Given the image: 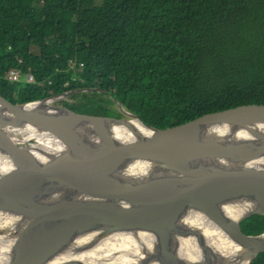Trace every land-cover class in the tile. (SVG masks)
I'll return each mask as SVG.
<instances>
[{"label":"water","instance_id":"water-1","mask_svg":"<svg viewBox=\"0 0 264 264\" xmlns=\"http://www.w3.org/2000/svg\"><path fill=\"white\" fill-rule=\"evenodd\" d=\"M75 91L27 102L0 93V240L19 247L0 264H251L264 253V232L241 228L264 214V104L159 128L118 100L126 117L51 103ZM12 130L33 138L21 143ZM230 210L239 216L219 221L246 255L219 254L201 238L193 249L183 239L195 236L186 226L192 216ZM129 237L152 246L118 263L79 256Z\"/></svg>","mask_w":264,"mask_h":264},{"label":"trees","instance_id":"trees-1","mask_svg":"<svg viewBox=\"0 0 264 264\" xmlns=\"http://www.w3.org/2000/svg\"><path fill=\"white\" fill-rule=\"evenodd\" d=\"M16 67L35 82L9 80ZM75 89V111L119 117L118 100L159 128L264 104V0H0V93ZM241 228L263 233L264 214Z\"/></svg>","mask_w":264,"mask_h":264},{"label":"bare ground","instance_id":"bare-ground-1","mask_svg":"<svg viewBox=\"0 0 264 264\" xmlns=\"http://www.w3.org/2000/svg\"><path fill=\"white\" fill-rule=\"evenodd\" d=\"M133 125L140 130L146 131L147 129L140 124L137 120H133ZM259 133L264 136V127H260ZM15 138L21 143L28 142L33 136L31 134H20L17 130H12ZM252 130H250L251 132ZM249 132V133H250ZM247 136V135H246ZM255 140L260 142V135H256ZM264 147V145H262ZM32 150L35 151L34 146ZM257 152L264 156V148L258 147ZM228 215H220L217 218L212 219L211 217L205 216L202 213L197 216H192L189 219V223L186 224L187 227H191V232L195 236H189L188 238H183L192 245L193 249L199 248L197 239L201 238L204 243L211 246L216 252L222 255H246L244 254L248 250L239 245L232 235V230L220 222V219L229 217H238L236 211H227ZM193 228V229H192ZM196 229V230H195ZM152 246L151 241L141 239V238H119L110 239L103 241L97 245H94L90 249L82 252L79 256L80 258L90 259L100 263H118L127 261L130 258H140V256L146 252ZM14 242L10 239L0 240V260L8 257L9 253L17 249Z\"/></svg>","mask_w":264,"mask_h":264},{"label":"built area","instance_id":"built-area-1","mask_svg":"<svg viewBox=\"0 0 264 264\" xmlns=\"http://www.w3.org/2000/svg\"><path fill=\"white\" fill-rule=\"evenodd\" d=\"M71 62L73 64H77L76 60H71ZM83 66H84V63L80 62L79 63V68L82 69ZM7 78L9 80L18 81V82H21V81H26V82H29V83L35 82V77H34L32 72H29V73L26 74V76H24V75H22L21 69L19 67L10 69L8 71V73H7ZM66 84L68 85L69 81Z\"/></svg>","mask_w":264,"mask_h":264},{"label":"rangeland","instance_id":"rangeland-1","mask_svg":"<svg viewBox=\"0 0 264 264\" xmlns=\"http://www.w3.org/2000/svg\"><path fill=\"white\" fill-rule=\"evenodd\" d=\"M97 1H101V0H97ZM69 96V95H68ZM70 101L72 100L71 97H61V99L59 100H56V101H53L51 102L52 104H55V105H65V103L67 102V100ZM119 117H126V115H124L123 113H121V115Z\"/></svg>","mask_w":264,"mask_h":264}]
</instances>
